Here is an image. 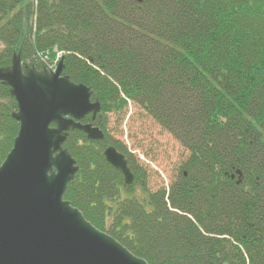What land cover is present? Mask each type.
I'll list each match as a JSON object with an SVG mask.
<instances>
[{
	"label": "trees",
	"instance_id": "trees-1",
	"mask_svg": "<svg viewBox=\"0 0 264 264\" xmlns=\"http://www.w3.org/2000/svg\"><path fill=\"white\" fill-rule=\"evenodd\" d=\"M19 49L37 70L60 52L63 74L100 103L82 122L104 138L71 129L63 143L78 166L64 199L86 220L147 264H264V0H0V68ZM129 103L188 151L167 188L148 191L105 130ZM15 110L0 81V164Z\"/></svg>",
	"mask_w": 264,
	"mask_h": 264
},
{
	"label": "water",
	"instance_id": "water-1",
	"mask_svg": "<svg viewBox=\"0 0 264 264\" xmlns=\"http://www.w3.org/2000/svg\"><path fill=\"white\" fill-rule=\"evenodd\" d=\"M62 56L54 70L23 68L20 49L0 68L10 88L18 131L0 164V264H147L115 238L97 229L64 199L78 166L63 143L69 130L100 141L104 132L91 122L101 117L90 88L63 74ZM106 162L123 176L134 175L123 153L103 150ZM239 175L240 171H236Z\"/></svg>",
	"mask_w": 264,
	"mask_h": 264
},
{
	"label": "rangeland",
	"instance_id": "rangeland-1",
	"mask_svg": "<svg viewBox=\"0 0 264 264\" xmlns=\"http://www.w3.org/2000/svg\"><path fill=\"white\" fill-rule=\"evenodd\" d=\"M60 55L56 53V58ZM105 130L119 141L146 172V188H167L188 151L140 106L129 103L122 113H108Z\"/></svg>",
	"mask_w": 264,
	"mask_h": 264
},
{
	"label": "built area",
	"instance_id": "built-area-1",
	"mask_svg": "<svg viewBox=\"0 0 264 264\" xmlns=\"http://www.w3.org/2000/svg\"><path fill=\"white\" fill-rule=\"evenodd\" d=\"M55 66V63L54 64H51V65H48V67L51 69Z\"/></svg>",
	"mask_w": 264,
	"mask_h": 264
}]
</instances>
